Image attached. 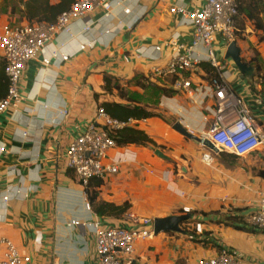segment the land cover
I'll return each mask as SVG.
<instances>
[{"label":"crops","instance_id":"1","mask_svg":"<svg viewBox=\"0 0 264 264\" xmlns=\"http://www.w3.org/2000/svg\"><path fill=\"white\" fill-rule=\"evenodd\" d=\"M205 1L113 0L109 13L97 9L74 21L44 54L28 62L19 83L23 101L0 115V261L5 252L1 240L7 238L34 264H98L93 226L127 227V213L154 220L186 215L188 208L190 219L182 225L188 232L160 233L137 244L134 264H197L222 249L242 264H264V231L246 223L264 187V152L246 157L213 154L208 165L202 161L205 150L174 128L180 124L196 137L209 128L213 70L206 51L195 49L202 63L187 75L195 90L192 97L174 90L173 79L151 74L173 55L168 48L156 52L155 47L174 34L182 43H192L190 23L170 13V7L185 6L193 12ZM240 4L236 43L252 71L243 76L225 59L229 45L223 40L214 46L228 84L264 132V0ZM11 19L1 17L0 30ZM80 45L87 47L80 50ZM140 49L142 56L137 54ZM63 55H69L67 61ZM43 57L51 58L48 65ZM105 76L126 96L117 90L108 93ZM5 78L0 49V101L7 94ZM105 103L144 106L153 112L156 117L132 128L145 131L156 147H119L115 154H125V163L118 174L103 179L92 206L68 168L66 151ZM8 194L9 200L3 201ZM98 203L129 207L119 216H100L94 210ZM197 223L202 224L201 234L195 231Z\"/></svg>","mask_w":264,"mask_h":264},{"label":"built area","instance_id":"2","mask_svg":"<svg viewBox=\"0 0 264 264\" xmlns=\"http://www.w3.org/2000/svg\"><path fill=\"white\" fill-rule=\"evenodd\" d=\"M112 7L113 0H74L69 10L63 12L53 23L31 24L14 20L5 23L0 30V49L5 60L8 89L5 98L0 101V115L17 108L23 101L19 83L29 61L44 54L58 35L68 31L74 21L88 18L97 9L109 13ZM169 11L184 17L190 23L192 43L184 44L179 35L174 34L163 45L155 47L156 52L163 47L168 48L173 55L164 67H155L151 71L152 76L173 79L174 90L192 97L195 90L187 75L202 63L195 53L197 47L206 51V61L216 73L209 82L213 98L212 119L207 132L198 137V144L205 150L202 161L209 165L213 161V154H216L204 146L205 141L211 142L219 153L227 152L236 157L264 152V132L256 126L255 118L245 100L228 84L225 64L216 56L214 46L219 39L227 45L236 42L239 0H206L201 8L193 12L187 11L185 6L173 5ZM125 12L130 13L129 10ZM89 28L90 26L86 27ZM86 47L87 45H80V50ZM137 54L142 56L144 52L140 49ZM52 55L55 56V52ZM68 58L69 55L62 56L64 61ZM50 61L51 58L43 57L44 64L48 65ZM139 121L133 118L126 121L114 119L103 107L98 109L87 130L74 139L66 151L68 168L75 173L84 188L94 178L105 179L108 175L118 174L126 159L125 154L123 157L115 154L119 146L114 135L137 125ZM9 194L3 201L9 200ZM256 206L255 211L246 218V223L264 231V187L257 194ZM189 212L190 209H184L185 214ZM125 217L127 227L93 226L98 264H134L136 245L154 237L153 219L133 213H127ZM74 225L78 226L79 222L76 221ZM195 231L202 233L201 223L195 225ZM1 244L4 245L5 252L0 264H34L30 257L21 255L11 240L3 238ZM197 264L242 262L222 249L218 255L202 258Z\"/></svg>","mask_w":264,"mask_h":264},{"label":"trees","instance_id":"3","mask_svg":"<svg viewBox=\"0 0 264 264\" xmlns=\"http://www.w3.org/2000/svg\"><path fill=\"white\" fill-rule=\"evenodd\" d=\"M0 2H12L13 6H9L8 13L12 17H18L19 19H25L28 23H53L56 19L65 11L69 10L74 0H61L57 4H52L51 0H0ZM241 12V4L239 0V14ZM19 13V14H18ZM257 28L262 29L263 24L257 23ZM212 68V67H211ZM213 74L211 79L216 75L215 70L212 68ZM5 87L8 89L7 77L5 78ZM105 87L104 89L108 93H112L113 90H117L122 95L123 91L121 87L115 83L113 84V78L105 76L104 78ZM210 82V81H209ZM139 85V83H137ZM141 86V85H139ZM7 91V90H6ZM168 94V93H165ZM102 107L106 112L114 119L126 121L130 118L136 120L150 119L156 117V115L149 111L144 106H129L119 103H105ZM114 138L119 147H127L131 145L137 146H153L156 147V143L149 137V135L138 128L128 127L115 133ZM103 184V179H92L88 186L85 188L88 195L90 204L94 206L98 198L97 188H100ZM99 204V203H98ZM128 204L116 207L110 203H100L96 208L95 212L100 216H119L125 213L128 209ZM187 230V229H185ZM188 232V230H187Z\"/></svg>","mask_w":264,"mask_h":264},{"label":"water","instance_id":"4","mask_svg":"<svg viewBox=\"0 0 264 264\" xmlns=\"http://www.w3.org/2000/svg\"><path fill=\"white\" fill-rule=\"evenodd\" d=\"M226 60H232L239 72L245 76L248 72L252 71V68L249 67L241 58L240 49L237 46L236 42H232L228 46V50L225 56ZM179 133H181L184 137L194 140L199 143V138L195 135L189 133L185 128H183L180 124L175 125L174 127ZM204 146L213 151L216 154H219V151L212 145L211 142L205 141ZM158 155H161L159 151H157ZM190 219V215H178V216H170L166 218H157L153 221V229L154 234L158 235L160 233H177V234H185V230L182 229V225Z\"/></svg>","mask_w":264,"mask_h":264},{"label":"rangeland","instance_id":"5","mask_svg":"<svg viewBox=\"0 0 264 264\" xmlns=\"http://www.w3.org/2000/svg\"><path fill=\"white\" fill-rule=\"evenodd\" d=\"M9 6H13V3L12 2H0V19L1 17L3 16H8V17H12L11 15H9L8 13V9H9ZM19 14V13H18ZM19 17V15H17ZM14 17V16H13ZM12 17V21L14 20H19L18 18H13ZM9 21V20H8Z\"/></svg>","mask_w":264,"mask_h":264}]
</instances>
